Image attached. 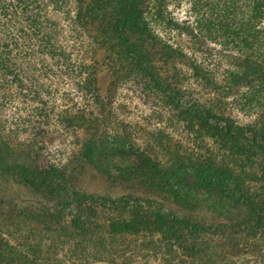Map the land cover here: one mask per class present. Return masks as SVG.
Listing matches in <instances>:
<instances>
[{
	"label": "trees",
	"instance_id": "16d2710c",
	"mask_svg": "<svg viewBox=\"0 0 264 264\" xmlns=\"http://www.w3.org/2000/svg\"><path fill=\"white\" fill-rule=\"evenodd\" d=\"M156 2L0 0V92L4 96L15 88L38 105L27 142L13 147L0 132V184L10 180L46 201L38 203L40 208L16 210L2 195L0 217L4 208L19 213L41 233L53 234L52 242L67 240L80 252H133L144 240L158 254L180 253L179 264H222L213 259L223 258L218 249L224 247L264 258V0L216 4V23L209 21L208 32L238 51L232 67L223 70L227 85L219 87L181 47L151 30L146 15ZM50 4L67 19L76 51L60 43L59 24L48 17ZM25 18H34L36 25L21 27ZM176 28L189 31V26ZM14 34H22L25 45L39 37L34 43L41 49L19 48ZM86 43L90 54H103L102 62H88L89 53L74 58ZM44 59L52 60L51 66ZM180 62L203 87L218 93L224 87L226 96L239 93L241 107L255 115L253 122L240 125L224 109L195 98L183 86L187 78ZM102 69L112 78L105 97L97 82ZM67 80H74L71 89ZM117 82H128L123 89L158 111L156 119L169 114L167 123L176 132L155 127L141 143V126L124 121L120 133L109 119L116 115ZM55 123L76 138L79 167H91L108 184L121 186L123 195L102 196L72 186L67 168L44 154L55 141ZM199 205L213 215L198 219L186 213ZM222 217L229 221H219ZM26 248L17 257L0 234V264H60L41 259L39 248Z\"/></svg>",
	"mask_w": 264,
	"mask_h": 264
},
{
	"label": "rangeland",
	"instance_id": "374dc122",
	"mask_svg": "<svg viewBox=\"0 0 264 264\" xmlns=\"http://www.w3.org/2000/svg\"><path fill=\"white\" fill-rule=\"evenodd\" d=\"M155 1L157 0H152V3ZM220 1L221 0H165V7L161 8L162 0H159V2L153 4L156 5V8L154 10L152 9L150 13L146 15V20L149 22L151 30L163 40L174 46L181 47L182 51L187 54L189 60H193L197 66L207 71V73L214 78L218 87L227 85L228 78L223 74V70L232 67L230 65L232 64L233 57L238 55V51L233 44L225 42V39L220 36L214 37L215 35L208 32L207 25L209 21L216 23V15L218 14L216 9L218 6H216V4ZM38 2H40V0H38ZM44 2H46V0H44ZM157 3L160 4L158 7ZM1 10L2 9H0V14ZM58 10L59 9L56 10L55 6L53 7V4H50L48 17H50L54 23L59 24L57 28L58 39L60 43H65V45L69 47L68 49H70L76 45H74L68 37L67 19L64 18L63 13L58 12ZM159 11H161V15L157 14ZM25 19L20 22L21 27L25 25L32 27L37 23L34 18ZM237 19H241V16L238 15ZM176 26L180 28L189 26V31L191 28V34L188 33L189 31L181 32ZM29 35L34 38L31 32H29ZM13 36H15V40L18 39L16 42L21 49L25 47L35 50L41 49V46H38V41L34 43L36 39L39 38L37 36L29 45H25L26 38L22 34H20V36L14 34ZM87 45L89 46L88 43L84 44L83 49H81L79 53L75 52L76 47H74V58L77 57L82 59L84 56L83 54L89 53L87 55L88 57H84L88 62H92L93 59L102 62L103 54L100 51L97 52L95 56L92 55V53L90 54L91 50ZM51 61H47V63L44 59V65L47 63L48 66H51ZM88 62L86 63L89 64ZM74 65L76 66V64ZM179 67L181 71L186 74L185 77L187 78V81L183 82V86L190 89L195 98L197 97L203 102L207 101L212 103L219 109H224V111L231 115L240 125H247L253 122L255 115L253 112L247 111L241 107L240 103L242 99L238 96L239 93L237 95L226 96L224 92L227 89L224 87L220 88L221 90H219V93L207 86L203 87L202 82L192 76L187 66L180 62ZM74 69L78 71L76 67ZM48 78L50 79L51 76ZM72 81L67 80V87L69 89L73 87ZM97 82L101 95L105 97L107 92L112 89V78L110 74L105 69H102L97 75ZM116 84L119 88L117 89L118 92L114 103V107L117 106V109H114L116 111L113 110L116 115L109 119L113 127L121 129L119 130L120 133H122L123 125H125L124 121H129L141 126V129L144 131L139 139L141 143H143V141L145 142L144 139H146V141L150 139V132L155 127H166L171 133L176 132V128L171 127L170 124L167 123V120L170 118L169 114H167L169 117L164 115L162 117L163 120L156 119L160 118L158 111L144 105L137 98L133 97L130 92H127L125 88L123 89V87L129 88L130 85L128 82H117ZM48 85L54 86L53 84ZM62 85H64V83ZM241 93H245L243 88L240 89V94ZM19 94L20 92L15 88L11 89L9 92H5L4 96L3 93L0 92V132L4 134L5 140L10 141V145L13 147L20 143L27 142L32 136L29 132V128L31 127V116L34 115L36 111L35 108L38 107L36 102L30 101L31 98H28L23 93ZM160 111L162 112L161 109ZM51 132L53 133L51 137L54 138L55 141L52 143V146L46 149L47 151H45L44 154L47 155L48 159L55 165L67 168L68 172L72 174L70 179L72 186L83 191L98 193L102 196L111 194V196L117 197L125 193L121 186L110 185L105 182L91 167H79L77 160L79 156V146L76 144V138L69 133L70 131L68 132L65 130L64 125L59 123L52 124ZM183 141L185 142V140ZM185 143L180 144L186 146ZM7 181V184H0V196L3 195V199L11 208L15 206L17 208L16 210L34 209L40 208L38 203H46V201H42L41 197H37L28 190L16 186L10 180ZM175 207L178 208V206ZM211 210L212 209L205 205H199L196 208L188 209L186 213L199 219L205 217V215H213ZM8 212L10 213L8 209H2L0 217V234L7 238L10 245L14 248L11 250L15 252L17 257L22 253H27L25 252V248L28 246L36 249L39 248L41 259L45 258L46 261L58 262L60 264H169L168 261L170 260L173 261L172 264H179L180 259H182L180 253L164 254L167 253L164 251L158 254L157 248H146L148 244L146 245V241L144 240L140 245L134 246L135 249L133 252L126 248L121 249L120 252H112V254L106 252L94 254V252H92L93 250L90 249H88L87 252H80L79 250H73L69 245L70 242L67 240L64 241L63 239L56 238L57 240L54 239V242H52L53 234L46 232L41 233L38 228L34 226L35 224L33 225V221L22 217V215H18L19 213L12 211V213L9 214ZM219 221L227 222L229 220L227 217H222ZM39 245L40 247H38ZM28 247L26 249H28ZM218 250V256L223 258H215L213 259L214 262L219 261L222 264H264L262 254L257 252L249 253L243 249L233 251L230 248L226 250V247Z\"/></svg>",
	"mask_w": 264,
	"mask_h": 264
}]
</instances>
